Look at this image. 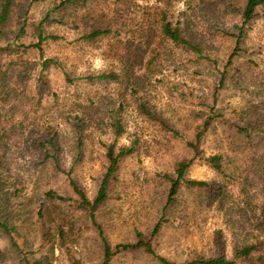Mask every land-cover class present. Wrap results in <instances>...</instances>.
<instances>
[{
    "label": "rangeland",
    "instance_id": "rangeland-1",
    "mask_svg": "<svg viewBox=\"0 0 264 264\" xmlns=\"http://www.w3.org/2000/svg\"><path fill=\"white\" fill-rule=\"evenodd\" d=\"M16 3L12 15L15 30L25 23L38 24L60 1L48 0L34 6H30V0ZM130 3L129 7L147 25L156 7L165 6L161 0ZM243 8V0L174 1V21L189 24L190 32L203 43L204 55L211 59L198 60L197 55L169 45L161 53L156 74L144 82L152 108L175 128L179 137L165 135L136 116L131 83L123 77L127 59L142 74L140 68L148 65L151 50L160 40L148 41L139 34H129L126 37L133 50L115 54L110 48L114 43L111 38L81 40L93 28L106 25L116 12L114 7L104 11L107 9L100 2L94 9H84L76 21L69 14L57 13V21L46 26L48 34L62 37L45 46L44 57L60 64L48 73L51 91L38 104L31 89L33 81L17 80L22 91L14 101L19 112L7 158L13 181L23 195L16 201L25 206L26 215L24 223L19 222V249L13 248L11 239L0 232V264H26V258H43V264H72L71 258L80 264H102L98 233L76 208L68 177L61 172L72 171L73 180L94 197L108 166L103 146L113 138L108 119L121 104L125 106L127 134L120 143L129 144L139 134L144 147L139 154L123 160L111 197L97 214L110 243H134L137 231H151L168 189L162 175L172 174L179 161L193 157L186 141L193 140L203 121L211 118L213 124L201 147L207 156H223L224 175L216 174L201 161L194 163L189 177L212 182V190L182 189L168 212L169 222L154 240V248L158 254L180 263L199 256L234 260L236 247L251 244H260V255L264 256V8L242 39L239 58L227 70L225 84L221 83L234 51L233 36L238 34ZM86 10L90 13L86 14ZM130 20L128 24L134 30L136 21L131 25ZM28 30L29 36L24 39L27 44L34 40L32 27ZM24 60L23 65L12 70L14 76L23 70H27L28 78L34 76L43 62L36 52H30ZM111 70L121 74L118 81L93 86L81 83L77 87L64 81L65 73L78 78ZM215 93L219 97V118L212 117L207 108ZM83 108H87L91 118L86 117L92 121L80 151L73 124L77 116H82ZM237 128H249L251 138L237 133ZM50 140L54 141L48 146ZM40 144L48 146V156ZM50 190L67 198L63 203L49 204L46 221L56 220L64 227L70 254L59 246L57 236L41 239L37 213ZM52 231L56 235L57 230ZM254 261L259 262L257 258ZM112 264L159 263L143 251H134L118 255Z\"/></svg>",
    "mask_w": 264,
    "mask_h": 264
},
{
    "label": "trees",
    "instance_id": "trees-1",
    "mask_svg": "<svg viewBox=\"0 0 264 264\" xmlns=\"http://www.w3.org/2000/svg\"><path fill=\"white\" fill-rule=\"evenodd\" d=\"M48 0H30V6L46 2ZM60 3L52 10H50L44 19L38 24H23L22 27L14 29L12 26V15L14 9L17 7L16 0H0V232L11 239L13 248L19 249L18 238H20V225L19 222L24 223L23 216L25 213V206L19 204V200L23 197L22 192L18 190L13 181L11 174V167L7 158L10 150V137L15 127L14 119L19 112L18 104L14 101L19 97L20 90L17 85L20 80L22 83L27 80L33 81V95L37 99L38 104H42L45 96L48 95L50 88V80L48 73L60 66V64L52 59L45 58V46L51 42L61 41L62 37L48 34L46 26L54 21L57 13H65L71 15L75 21L80 18L84 9H94L100 2H102L107 10L110 11L112 7L115 9L113 18H109L110 14H106V25L93 28L89 34L83 35L81 40L94 41L99 39H112L114 42L111 44V51L115 54H122L123 52L130 53L133 50V44L130 38L126 36L129 34H139L142 37H147L148 41L151 39L160 40V44L155 45L151 50L152 57L149 59L147 66L140 69L142 74L136 72V67L130 65L127 59L125 68L123 69V77L131 83V92L133 94V110L136 116L143 122L155 126L161 133L171 135L172 137H179V133L172 127L160 114H158L151 106L148 100V95L144 91L147 79L156 74L157 63L162 58L165 48L169 45L174 48H179L185 52H190L198 56V60L211 61L210 58L203 53V43L196 39V36L190 32L189 24H183L180 21L175 22L171 12L175 0H161L165 6L156 7L154 19H149L150 24H146L144 19H139L137 12L130 8L131 0H59ZM190 1V0H189ZM244 8L241 15V24L237 26L238 34L234 35L235 47L233 53L230 55L228 62L225 66V72L222 73V85L225 84L227 70L235 65L236 58H239V50L242 39L245 38L252 23L260 17V10L264 8V0H243ZM90 10H86L89 14ZM131 16L135 19L130 20ZM139 19V20H137ZM134 25V30L130 29L128 21ZM33 29L32 42L28 44L24 39L29 36V28ZM160 49H163L160 51ZM123 51V52H122ZM30 52L40 54L43 59L39 71L28 78L27 70L20 71L17 76H14V69L17 66L24 64V57ZM116 57V56H115ZM126 58V57H125ZM124 59V56H121ZM149 75V76H148ZM121 78V74L113 70L101 74L83 76L78 78H71L69 74H64V81L70 86L77 87L79 84L84 83L86 86H93L97 84H108L116 82ZM26 86V84H23ZM211 106H207L212 113V117H221L218 114V94L213 95ZM108 119V128L112 135V141L103 144L106 151V159L108 166L105 170L104 176L101 180L99 188L94 197H89L87 193L80 188L77 182L72 178V171L64 172L62 174L68 177L70 193L75 197L76 208L85 214L86 220L91 224L92 228L98 233L101 246H102V264H112L114 259L124 253L143 251L152 257L153 260L159 264H264V256L260 255L262 246L260 244H251L247 246H240L234 249L235 259L230 260L224 256L215 258L196 257L193 260L185 263L174 262L168 258L160 255L154 248V240L160 236L164 226L169 222L168 212L173 207L182 189H192L198 191L212 190L213 183L205 180H197L190 178L188 173L190 168L196 161H201L209 166L218 175H224V160L220 154L207 156L202 147V140L209 132L213 120L206 118L193 140L186 141V146L190 149L193 157L190 159H183L179 161L172 174L165 173L162 178L168 185L166 192L165 203L158 214L159 219L153 225L149 233L142 231L136 232V240L134 243H120L112 245L105 234L103 226L99 223L97 214L102 206L111 197V187L116 181L117 174L119 173L120 166L128 157L135 156L140 153L143 146V136L136 134L133 136L129 144H121V140L127 134L126 119L124 118V104ZM127 108V107H126ZM87 108L81 111L82 116H77V120L73 124L78 148L81 151L84 145V133L90 125V115L87 114ZM89 116L88 119L86 116ZM11 127V128H10ZM237 133H243L247 138H251L252 131L249 128H237ZM184 140V139H183ZM48 142V146L53 143ZM54 145V144H53ZM48 146L40 144V147L46 152L49 151ZM50 157V156H49ZM220 191V190H218ZM214 194H217L213 190ZM219 193V192H218ZM46 200L40 204L38 221L40 222V233L42 240L58 238V243L61 248L64 247L65 251L69 254L71 252L70 246L67 243L66 231L61 227L56 220L46 221V213L50 203H63L67 200L56 191L50 190L45 193ZM217 197V196H216ZM18 200V201H16ZM71 221L73 219L70 218ZM68 225L72 222H67ZM53 229L57 230L54 235ZM255 258L257 261L255 262ZM72 264H80L75 258H71ZM43 258L29 260L25 259L26 264H43Z\"/></svg>",
    "mask_w": 264,
    "mask_h": 264
}]
</instances>
